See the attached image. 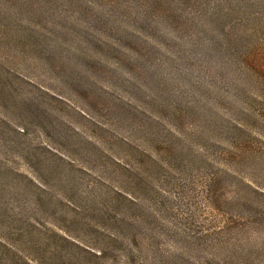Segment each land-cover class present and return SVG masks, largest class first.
<instances>
[{"label":"rangeland","instance_id":"rangeland-1","mask_svg":"<svg viewBox=\"0 0 264 264\" xmlns=\"http://www.w3.org/2000/svg\"><path fill=\"white\" fill-rule=\"evenodd\" d=\"M0 264H264V0H0Z\"/></svg>","mask_w":264,"mask_h":264}]
</instances>
